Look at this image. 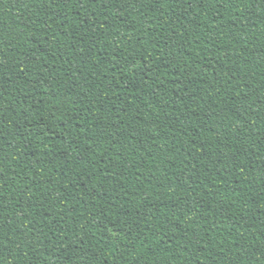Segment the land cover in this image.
Segmentation results:
<instances>
[{
    "label": "trees",
    "instance_id": "trees-1",
    "mask_svg": "<svg viewBox=\"0 0 264 264\" xmlns=\"http://www.w3.org/2000/svg\"><path fill=\"white\" fill-rule=\"evenodd\" d=\"M0 264H264V0H0Z\"/></svg>",
    "mask_w": 264,
    "mask_h": 264
}]
</instances>
